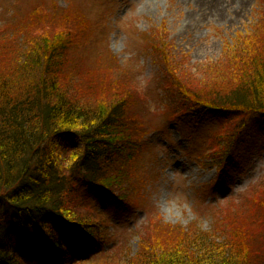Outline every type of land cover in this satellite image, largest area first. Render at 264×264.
Instances as JSON below:
<instances>
[{
    "label": "trees",
    "instance_id": "1",
    "mask_svg": "<svg viewBox=\"0 0 264 264\" xmlns=\"http://www.w3.org/2000/svg\"><path fill=\"white\" fill-rule=\"evenodd\" d=\"M41 3L47 15L40 16L39 8L24 19L18 13L9 18L12 25L0 27V68L10 56L7 48L19 61L11 76L0 75V264H72L65 262L71 247L97 243L99 255L77 262L91 264L113 251L103 252L112 224L88 192L123 208L126 191L134 190L136 181L144 183L136 168L144 152L137 143L139 75L130 64L120 68L107 49L80 48L93 42V32L72 4ZM261 15L253 27H259L258 39L238 40L236 48H225L220 62L206 67L218 83L206 92L178 71L182 63L170 56L167 34L149 38L151 55L192 119L208 115L245 127L250 115L264 116V9ZM90 51L96 66L105 61L103 75L84 73ZM221 79L230 81L220 85ZM237 125L222 135L226 151L211 157V169L225 168L240 139ZM248 200L247 214L225 209L209 232L155 220L139 232L137 253L118 264L262 263L264 252L255 244L264 220L251 216L258 207L264 212V192ZM239 212L251 217L248 225Z\"/></svg>",
    "mask_w": 264,
    "mask_h": 264
},
{
    "label": "rangeland",
    "instance_id": "2",
    "mask_svg": "<svg viewBox=\"0 0 264 264\" xmlns=\"http://www.w3.org/2000/svg\"><path fill=\"white\" fill-rule=\"evenodd\" d=\"M41 1L50 0H0V27L12 25L9 18L18 17V13L24 19L39 8L40 16L47 15L46 9L41 11ZM52 1L62 8L72 4L77 13H83L93 32V42L80 48L107 49L117 57L120 68L130 64L139 75L136 107L142 117L136 120L141 121L142 131L137 143L144 152L136 168L142 169L144 183L136 181L134 190L126 191L129 199L123 208L88 192L97 206L108 213L112 224V237L106 239L109 243L103 252L113 251L91 264H103L107 259L118 264L120 258L134 256L139 232L155 220L172 227L194 226L209 232L225 209L237 208L247 214L252 207L246 199L264 192V116L250 115L244 121L245 127L238 120L228 125L227 121L208 115L200 121L192 119L186 113L189 106L170 86L167 72L151 55L149 38L167 34L170 56L182 63L178 71H186L195 88L206 92L212 84L218 85L214 73L209 74L206 67L220 62L225 48H236L238 40L258 39L259 27H253L263 17L264 0ZM10 49L0 75L11 76L18 67L13 48H7L6 53ZM89 54V66L84 67V73L88 70L93 75H103L105 61L96 66L94 53ZM227 81L230 80L221 79L220 85ZM235 124V136L240 137L236 148L222 171L217 167L211 169V157L219 159L226 151L224 144L228 139L222 135ZM257 210L251 217L264 220L261 207ZM240 216L243 224L248 225L251 217L245 218L241 213ZM259 235L255 246L264 252V226ZM101 251L97 243L76 244L65 262L78 264L79 259H93ZM259 264H264V260Z\"/></svg>",
    "mask_w": 264,
    "mask_h": 264
}]
</instances>
